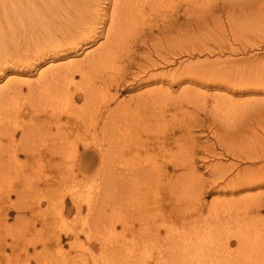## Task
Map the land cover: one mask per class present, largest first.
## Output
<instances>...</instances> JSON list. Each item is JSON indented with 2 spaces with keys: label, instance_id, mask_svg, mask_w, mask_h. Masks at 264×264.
<instances>
[{
  "label": "rangeland",
  "instance_id": "rangeland-1",
  "mask_svg": "<svg viewBox=\"0 0 264 264\" xmlns=\"http://www.w3.org/2000/svg\"><path fill=\"white\" fill-rule=\"evenodd\" d=\"M239 1L234 0L231 4L223 0H215L214 16L207 18L210 23L201 30V42L208 48L202 47L201 52L196 49H194L195 51H185V53L169 50L167 53H161L162 57H166V59H161L152 54L149 48L145 49L147 45L145 47L140 45V48L135 47V53H137L133 54L134 62L131 64L132 60L130 63L125 60L127 59L125 53H119L111 48L110 41L106 39V31L110 22L109 18L104 16L105 21H100L95 25L92 34L88 37L87 44H80L78 41L68 44L69 42L63 38L56 39L58 41L54 49L38 52L37 59L34 61L32 57L37 50H33L35 47H33L32 41H29L20 47V52L25 58L23 60H26L24 66L14 65L9 58L3 63V66L1 65L2 69H8V67L10 69L5 70L4 74H0V87L6 85L10 80L22 81V85H24L20 94L7 89L10 94L7 96L8 103L17 107V112L9 111L7 119L3 122L4 125L17 126H14V141L17 143L21 137L20 127L28 126L29 118H31L23 114L24 110L27 111L24 107H28L29 103L25 81L34 84L38 80L39 72L45 70L58 72L66 70L67 67L72 70L83 68L88 72V91H92L90 89L92 82L94 92H91L87 102L81 91L74 90V86L68 90L74 95L71 105L72 114L70 117H67L69 115L66 114L62 115V120H71L77 123V126L73 127L71 136L66 139L68 142L70 140L71 143L74 141L76 143V161L71 172L69 171L71 168H67L65 157L63 156V159L61 153L58 154L59 156L52 153L54 140L51 138L58 136L55 133L56 121H53L54 115L51 114L54 112L50 107L53 101L48 103L47 100L42 99L46 98L45 95L42 98L33 99L37 109L34 112L36 116H33L37 120L36 128L38 130L34 128L35 130L32 131L33 142L31 141L32 143L30 142L31 145L28 147L31 151H35L37 145L38 150L34 153L37 152L41 156L38 160L34 159V162L28 161V165L26 164L24 167L19 165L20 162L26 160L24 155H21L22 153L18 155L15 163H6L14 171L9 179L11 185L8 187L10 188L7 187V189L5 184H0V200L3 195L12 191L8 194V206H5L4 211L0 210V264H6V262L13 264H38V262H43L42 264H120L117 261L120 252L113 247L115 248L121 241V236H119L121 235V225L118 219L120 215L123 217V203L119 188L120 182L115 177L122 174V168H124L121 146L125 139H129L130 146L122 149H124L125 155L128 153L127 157L132 159L130 167L140 168V172L135 176L136 182L140 183L139 190H136L137 196L132 199L133 210L130 209L131 213L129 211V219L132 222L130 223L135 228L132 235L137 237L138 244H142L144 241L140 237L143 232L141 229L145 228L146 249L149 250V253H142L150 254L148 255L151 256L150 260L148 256L145 258L150 261L149 264H154L155 249L153 248L162 244L155 238L157 235L154 232L159 231V235L163 236L166 227L174 229L177 227L175 224L181 225L180 221H174V227L169 221L170 217L172 220L175 219V216H179L177 219L181 220L183 215L184 219L186 218L185 221H188L185 227L187 229L195 227L198 231L196 235L199 237L205 234V231L210 227H215L217 217L221 224L228 227L229 233L222 235L224 240L234 234V231L236 233L243 230L249 237L259 236L257 232L261 230L264 233V205L256 204L257 199L253 196L255 194L264 195V185L250 191L243 188L241 192L234 190L232 193L229 192L230 186L225 185V181H228L227 179H230L242 168L260 166L264 162V158L263 161H248L231 157L232 155L228 154L220 143L221 140V142H228L231 146L237 147L240 145L239 141L250 139V142L253 140L254 143L257 142L258 146L264 144V141L260 142V139H264V83L262 80L258 81L260 78L264 79V0L247 2V5L244 0ZM173 2V4H178L177 0H173ZM108 5V0H101L98 7L100 14L104 11L110 12ZM180 11L182 12L179 10L176 19L173 15L168 18L170 20L174 18L173 20H176L177 23L186 24V17ZM228 12L235 13V18L234 20L232 18L233 21H231L235 23L227 24ZM28 14L33 19L39 17L36 9L29 11ZM99 20L100 18L97 19V22ZM240 20L241 22H239ZM139 26L145 27V33L148 31L145 24ZM172 28H170L173 31L171 35H175L176 29ZM153 30L154 37L161 40L166 38L163 36L165 33L157 34L155 29ZM165 35H167L166 41L169 40L167 42L172 43L169 34ZM64 43L65 45H63ZM59 44L60 46H58ZM50 54L53 55V61L48 62L46 56ZM41 59H44L45 62H42ZM151 61H155L154 68H150ZM136 63H139L140 66H136ZM141 65L143 69L147 67L145 72L140 71ZM158 72L164 73H162V77L159 76L161 80H167L169 83L178 81L172 86L168 84L163 86L168 88L171 93L168 103L165 105L166 108H164L166 115L163 123L165 125L160 124L156 130L151 129L156 121H161V117L156 114L152 115L149 108L144 110L143 107H140L142 109L141 116L137 114V111L128 115L129 121L136 126L127 136L117 127L106 126L104 121L108 112L114 111L117 105L120 107L128 105L130 109L134 108V102L140 100V97L146 96L150 89L161 87L160 82L153 84L145 82L149 74ZM75 74H77L74 77L75 82L79 83L80 76L78 73ZM102 76L114 77L112 78L115 82L113 80L106 82L112 84L107 92L105 91V95L112 96L110 99L108 96L104 98V94L101 92L103 84L100 77ZM59 83L61 84L60 80ZM60 84L59 86L58 83L50 84L47 86V90L49 89L50 93L57 91L58 94L61 89ZM53 86H56V89ZM184 89L187 91L188 98L183 101L185 95L182 91ZM183 95L184 97H182ZM39 98L43 101H39ZM147 98L149 100V96ZM104 104L106 107L103 106ZM29 113L31 114L30 111ZM9 114L11 115L9 116ZM134 115L136 118H131ZM224 116L229 119L227 125L224 123ZM122 124L121 122L119 125L122 126ZM143 124L151 128L143 130L141 128ZM77 134L79 135L77 136ZM76 138L77 140H75ZM140 140L149 142V148H147L149 152H144L140 148L142 152L134 157L135 151L131 152V150H135V145ZM0 141L5 142L4 148H1L3 149L1 155L5 158L7 156L6 145H10L11 142L4 137H0ZM162 141H164L163 146L166 149L164 152L160 150ZM195 141L196 143H194ZM242 146L248 147L249 144L246 141L240 145V147ZM6 149L8 150V147ZM51 155L55 156V159L52 160L55 162L53 164L52 161H48V158L52 157ZM35 161H39V165H42L39 167ZM41 161L42 163H40ZM173 161L177 164L180 162L181 165L172 164ZM156 162L157 165H155ZM17 163L22 169H18ZM189 163H192V171L187 168ZM214 164L224 165L226 170L231 167L230 165L233 166L232 170L226 173L224 181L210 184L213 175L207 169ZM20 170H22L21 173ZM72 181L77 184H71ZM71 185L73 186V195L82 205L80 214L77 213L68 193L71 192L68 190ZM244 196L246 198L242 200L241 198ZM60 200H63L64 203L63 213L57 212ZM90 204H94V208H89ZM98 205L99 207H97ZM139 208L143 209L139 210ZM243 209H245L244 213ZM230 211L234 213L233 216ZM130 214L134 217H131ZM255 214L258 217L261 216L262 221L255 220L254 217H257ZM111 221L114 222L113 232L109 230L108 226ZM208 226L209 228H207ZM69 228L70 231L78 232L75 238L73 237L74 232L64 233V230H69ZM151 231L153 232L151 233ZM58 235L60 239L57 238ZM263 237L260 240L262 243L264 242ZM236 247V240L231 238L229 250L235 251ZM249 264H264V257L256 258Z\"/></svg>",
  "mask_w": 264,
  "mask_h": 264
},
{
  "label": "bare ground",
  "instance_id": "bare-ground-1",
  "mask_svg": "<svg viewBox=\"0 0 264 264\" xmlns=\"http://www.w3.org/2000/svg\"><path fill=\"white\" fill-rule=\"evenodd\" d=\"M108 1H109L108 6H110V12L108 13L107 11H104V13L100 14V11H98L99 10L98 7L101 4V0H9L7 2L0 0V67L3 66V63H5V61L8 60V58L12 60V61L10 60V62H12L14 65H17V66L23 65L24 66L26 60H23L24 57L22 56L23 53L20 52V47L29 41H32L33 47H35L33 50H35V49L37 50V52L34 53L33 57H32V60H34V61L37 59L36 55L38 54V52L39 53L44 52V51H46V49L53 50L57 44V41H58V40L56 41V39L61 40L63 38L66 42H69L68 44H74V42H76V41L80 42V44L81 43L87 44L88 43V37L92 34V32L95 28V25L99 24L100 21H102V22L105 21L104 16H107L109 18V22H110V23H108L109 25H108L107 31H106V33H107L106 39L110 41L111 48L115 49V51H118L119 53H122V52L125 53V55L127 57V59H125V60H128L129 63L132 60L131 64H133V62H134L133 54L135 53V50H136L135 47L138 46V48H140L139 47L140 45L144 46V47L147 45L145 47V49L149 48L151 50L152 54H154L156 57L158 56L161 59H163V58L166 59V57H162L161 53H167V52H169V50L185 53V51L189 52V50L193 51L194 49H196L197 51H200V49L202 47L203 48L207 47L206 44H203L201 42V37H202V35H201L202 31L201 30L203 28H205L206 26H208V23H210V22H208L207 18L214 16L215 0H177L178 4H176V3L173 4L174 3L173 0H108ZM182 1H184V3H182ZM223 1L232 4L234 0H223ZM244 1H245L244 3L246 4L247 2L248 3L254 2L255 0H253V1L252 0H244ZM224 2H223V4H224ZM107 4H105V6H107ZM180 4H182V5L180 6ZM235 7H236V5H235ZM226 8H227V6H226ZM35 9L39 13V17L36 18L37 21H36V19L31 18L28 14L29 11H32ZM230 9H232V8H230ZM230 9H228V10H230ZM179 10H182V12L181 11L180 12L183 14V16L186 17L185 18L186 22H187L186 24L183 22L177 23L176 20H173L176 17V14L179 12ZM232 12H228V16H227V20H228L227 24L228 25L230 23H232V24L235 23V22H231L235 18V15H234L235 13L233 14ZM172 15L174 16V18L172 20H170L168 17H170ZM242 17H244V16L242 15ZM98 18H100V20L97 22ZM232 18H233V20H232ZM211 19H213V18H211ZM106 20H107V18H106ZM237 20H239V19H237ZM106 22H108V21H106ZM239 22H241V20ZM141 24L142 25L145 24L146 27H148V31L146 33H145L146 30L144 31L145 27L139 26ZM201 24H203V25L201 26ZM173 26H175V28H172ZM170 28L176 29L175 35L174 34L171 35V33H173V31L170 30ZM186 28H187V30H185ZM153 29H155L157 34L160 32L165 33V34H169V37L172 38V43L167 42L169 40L166 41L167 35H165V34L163 35L160 33L161 35L166 36V38L162 37L163 40H161L160 38H158L156 36H155L156 37L155 38L154 37L155 34L152 33V32H154ZM108 35H110V36H108ZM219 41H218V43H219ZM61 43H62V41H61ZM63 45H65V43ZM58 46H60V44ZM29 47H27V48H29ZM61 49H59V50H61ZM30 51H32V50H30ZM206 51H208V50H206ZM121 55H123V54H121ZM55 56L57 57L58 55L56 54ZM135 58H136V56H135ZM46 60H48V62L53 61V55L50 54L49 56H46ZM41 61L45 62L44 59H41ZM154 62L151 61L150 68H154L156 66V64ZM33 66H35V65H33ZM136 66H140V64L136 63ZM146 68L143 69L142 65H141L140 71L145 72L147 70ZM8 69H10V68L8 67ZM8 69L0 68V74L6 73L5 70H8ZM65 69L66 70H63V71L59 70L58 72H56V71L53 72L52 70H49V71L45 70L43 72H39V75L37 78L38 80L34 84H32L30 81L24 82V83H27L26 84V86H27V95L26 96H28L27 100L29 102L28 103L29 105L27 104L28 107H24L25 109H27V111L24 110L23 114L27 115L28 117H31V118H29L30 121H29L28 126L20 127V130H21V137L19 139L20 143L19 142L17 143V141L16 142L14 141V134H15L14 133L15 132L14 126L15 125L12 127L9 125H4L3 122L7 119V114L9 111H14V113L17 112V110H16L17 107H13V105L11 103H8L7 96L10 95L8 90H10L14 93L15 92L19 93V94L22 93V88L24 86V85H22L23 82L10 80L6 85L0 87V137H2V138L4 137L9 142H11V144L9 143L10 145H8V146L6 145V148L8 147V150L5 148V150L7 151V156L4 158V156L1 155V152L3 150L1 148H4L5 142L0 141V142H3V144H4V145L0 144V180H1L0 184H2V183H3L2 185L5 184L6 188L8 187V185H11L9 179L11 177L12 172L14 171L11 169L10 165H7L6 163H8V164L10 162L15 163L16 158L21 153H22L21 155H24V157L26 159L22 162H20L18 160L20 162L19 165L23 166V167L26 166L28 161L34 162L33 161L34 159H37V160L40 159L41 155L37 152L34 153L36 150H38L37 145H36L35 151H31L28 146L31 145V143L33 142L31 139V138H33L32 137V133H33L32 131L37 129L36 128L37 120H35V117L33 116V115H35L34 112L37 111V109L35 107L36 102L33 99H35L37 97L42 98V96H44V95L46 98L43 97L42 99L47 100L48 103L53 101V103L50 104V107H51L52 111H54V112L51 114H52V116L54 115L53 121L54 122L56 121L55 122V124H56L55 125V131H56L55 133H56V135H58V136H53V138H51L54 140V142H52V146H54V148H52V153L57 154V155L61 153L62 158L64 159V157H65V160H67V166H68L67 168H71V170H69V171L71 172L73 170V166H74L75 161H76V159H75L76 158V148H75L76 143L74 140H73L74 142L71 143L70 140L68 142L66 139L69 136H71V134L73 133V127L77 126V123L74 121L72 122L71 120H66V121L62 120V115L66 114V115H69L67 117H70L72 114L71 105H72V101L74 100L73 99L74 95L72 94V92H69L68 90L72 86H74V88H75L74 90L78 89V91H81L84 99L88 102V97L91 96V92L93 91V83L91 82V86H90V89L92 91H88L89 90L88 89L89 77H88L87 71H85L83 68L72 70V69H69L67 67ZM75 73H78L80 76L79 83L75 82L74 77L77 75ZM162 73L163 72L149 74V76H147L146 77L147 79L145 80V82H148L149 84H151V83L153 84L155 82H160L161 83L160 88L156 87V88L150 89L146 93L147 94L146 96H144L142 98L140 97V100L135 101L134 104L132 103L134 108L130 109L128 107V105H124L121 107L119 105H117L114 111L108 112V114L106 116V120L104 121L106 126L117 127L118 130L122 131V133L127 136L132 130L135 129V126H136L134 123H131L129 121L128 115L133 114L135 111H137V114H140V116H141V112H142L141 110L142 109L140 107H143L144 110L149 108L148 110L151 111L152 115L156 114L157 116L161 117V121H156L155 124L153 122L154 125L152 126V128L148 127L144 124L142 125V127L140 126L143 130H149L150 128L156 130V128L160 124L165 125V123H163V122H165V115H166L164 108H166L165 105H166V103H168V99H169V96L171 93H170V90L168 88H164L163 86H164V84H168V85L172 86L173 84H177L178 81L169 83L167 80L166 81H164L163 79L161 80L159 78V76L161 75V77H162ZM22 74H23V72H22ZM201 74H203V72ZM204 75H206V74L204 73ZM181 76H183V75H181ZM112 77L113 76H111V77H103V76L100 77V81L103 84V88H102L103 90H101V92H102V94H104L103 95L104 98L107 96L109 97V99L112 98V96L110 97L109 95H105V91L107 92L109 87L112 85V84L111 85L107 84L106 82L108 80L114 81V79H113L114 77L113 78ZM59 80H60L61 84L59 83ZM261 80H262V83H264L263 78H260V80H258V81L261 82ZM57 83H58V86H59V84L61 85V89H60L59 93L57 94V91H55L54 93L53 92L50 93V91H48L49 89L47 90V86H49L50 84L53 85V84H57ZM179 83H181V82H179ZM53 87H55L54 89H56V86H53ZM57 89L59 90V88H57ZM182 92H184V95H185V97H184V95L182 96V97H184L182 99L184 101L186 98H188L187 97L188 94L186 93L187 91L185 89ZM180 93H181V91H180ZM148 96H149V100L147 98ZM179 96H180V94H179ZM41 98H39V101H43ZM54 101H56L57 104H55L56 102L54 103ZM230 103H231V101H230ZM103 106L106 107L105 104ZM230 106H231V104H230ZM29 107L32 110L28 109ZM40 108H42V107H40ZM148 110H146V111H148ZM167 110L169 111L168 108H167ZM20 111H21V109H20ZM29 111L31 112V114L29 113ZM215 111H217V110H215ZM43 112H45V111H43ZM28 114H30V115H28ZM10 115L11 114H9V116ZM134 116H131V118H136V116L135 117ZM140 118H143V117H140ZM224 119H225L224 123H225V125H227V122H229L228 121L229 119L225 116H224ZM120 121L123 123L122 126L119 125L121 123ZM27 124H28V122H27ZM24 125H25V123H24ZM149 126H151V125H149ZM15 127H17V126H15ZM40 127H42V126H40ZM158 130L160 132V129H158ZM39 131H40V129H39ZM78 135L79 134H77V136ZM33 136H35V135H33ZM56 139H58V140L55 141ZM34 140H35V138H34ZM75 140H77V138ZM228 141H229V139H228ZM246 141L249 144V146L248 147H243V146L240 147V145L243 144V142L245 143ZM253 141L250 142V139H248V140L243 139V140L238 142V144H240V145H238L237 147L231 146L230 143H228V142H221V140H220V143L222 144L221 146L223 147V149L228 154L232 155L231 157H235V158H238L240 160L261 161L264 158V144H259V146H258L257 145L258 143L257 142L254 143ZM263 141H264V139H260V142H263ZM162 142L163 143L160 146V150L164 152L166 149L163 146L164 141H162ZM233 142H235V141H233ZM69 143H70V145H68ZM194 143H196V141ZM139 145H141V147H139ZM148 145H149V142H146V141L141 142V140H140V142H138L135 145V148H134L135 150H131V152L135 151L133 156L136 157V154L139 155V153H141L142 150L144 152H149V149L147 150V148H149ZM84 146H86V145H84ZM127 146H130L129 139H125L123 141L122 146H121V152H122V156L124 158V168H122V170H123L122 174L115 177L119 180L118 182H120L119 188L121 189V194H122L121 195L122 196L121 201L123 203V210L121 209L123 211V213L122 212L121 213L123 214V217H122V215H120V217L118 219V222H120V225H121V235H119V236H121V241L116 245L115 248L113 247V249L116 250V248H117L120 252V254L118 253V258H117L118 259L117 261L120 264H149L150 261L145 260V258L148 255H150V254L146 255L147 253H149V250L146 249L147 247H146L145 240L147 241V239L145 238V233H144L145 228L141 229V231H143V232H141V235H140V237H142L144 242L142 244H138V242H136L137 237L132 235L133 230L135 229L133 227L134 225L132 226V224H131L132 222L129 219V211H130V209H132V205H133L132 199H134L137 196L136 190L137 189L139 190V186H140L139 185L140 183L136 182L137 179H135L136 174H138L140 172V168L137 169L136 167H134V168L130 167V165H131L130 162L132 161V159L130 157H127L128 153L125 155V151H124V149H122V148H126ZM151 147H153V146H151ZM140 148H142L141 151H140ZM33 150H34V148H33ZM217 154H219V153H217ZM221 155H223V154L221 153ZM58 156H57V158H58ZM54 159H55V156H52V157L48 158V161H52ZM68 159H69V161H68ZM154 161H156V160H154ZM53 162L54 161H52V164H53ZM176 162H178V161L176 160ZM36 163H38V165H39V161ZM40 163H42V161ZM173 163H175V161H173L172 164ZM157 164L158 163L156 162L155 165H157ZM175 164H177V163H175ZM17 165H18V163H17ZM19 165H18V169H22ZM38 165H37V167H38ZM41 165H39V167ZM178 165H181L180 162H179V164H177V166ZM191 165H192V163H189L187 165L188 170L189 169L191 170ZM34 166H32V167H34ZM223 166L224 165H221V164H217V165L214 164L207 169L213 175V180L211 181L210 184L218 182V181H224V178H226V173L229 172V170H232L231 167L233 165H230L231 167L228 170H226L224 168L225 166L224 167ZM12 168H14V167H12ZM14 169H15V171H18V170H16V168H14ZM21 171L22 170H20V173H21ZM16 176H17V174H16ZM227 180L228 181H225L226 182L225 185L227 187L230 186L229 192H231V193L234 190L241 192V190L243 188H247V189H249V191L252 189L260 188L264 185V162L260 166L244 167L240 171H238L236 174H234L230 179H227ZM200 181H202V180L200 179ZM12 182H14V181H12ZM22 182H23V180H22ZM21 184L23 185V183H21ZM71 184H77V183L76 182L73 183V181H72ZM25 186H26V184H25ZM22 187H24V185ZM72 187H73L72 185H71V187H69L68 190H70L71 192H68V193L71 197V200L73 201V203L75 205V209L77 210V213L80 214V211H81L80 208H82L81 207L82 205L79 202V200L75 198L76 196L73 195ZM74 187H76V186H74ZM235 187H237V188H235ZM8 188H10V187H8ZM23 190H25V189H23ZM19 192H21V191L19 190ZM10 193H8V194H10ZM246 193H248V192H246ZM8 194H5L1 197L0 210H2V211H4L3 209H5V206H8V204H7V199L9 198ZM246 196L242 197L241 199L244 200L246 198ZM253 196L257 199L256 204H258V205L261 204V206L264 205V201H263L264 195L255 194ZM197 198H199V197H197ZM48 199H50V198H48ZM59 203H60V207H59V209L57 208L58 209L57 212L63 213L62 212L63 207H64L63 206V204H64L63 200H60ZM88 204H89V202H88ZM88 207L94 208V204L93 205L90 204ZM97 207H99V205ZM142 209L139 208V210H142ZM244 210L245 209H243L242 212ZM233 211H234V209H233ZM231 212L232 211H230V214H231ZM239 212H240V210H239ZM242 212H240V213H242ZM130 213H131V211H130ZM233 214L234 213L232 212L231 216H233ZM215 215H216V213H215ZM225 215H227V214H225ZM255 215H257V214H255ZM130 216L132 217L133 215L130 214ZM177 217H179V216L174 217L176 220L175 219L171 220L172 217H170L169 221L171 222V224H173V226H174V221H176V222L180 221L181 225L175 224L177 227L174 226L175 227L174 229L166 227L164 229L165 232H164L163 236L159 235V231L154 232L155 235H157L155 238L162 242L161 245L155 246L153 248V249H155L154 250L155 258L153 260L154 264H249L256 258L258 259L259 257H264V242L262 243L260 241V240H262V237L264 236V233L262 230L260 232H257V234L259 236L254 235V236H250V237L243 230H241V232H236V233L234 231L235 235L231 234V235H229V237H226V239L224 240L222 235L225 233L227 235L229 233L228 227H226L224 224H221L219 218L217 217V219L215 221L217 224H215V227H210V229L205 231V234H203L199 237L196 235V232H198V231L195 227L192 226L191 228H188V229L185 227V224L188 223V221H185L186 218L184 219L183 215L181 217V220H178ZM260 217H258V215H257V217H254V218H255V220H257L259 222L262 219ZM229 218H230V216H229ZM229 218H228V220H230ZM248 218H249V216H248ZM136 219H134V220H136ZM231 219H232V217H231ZM163 222L166 223L165 220H163ZM260 224H262V223H260ZM169 225H170V223H169ZM108 226H109V230H112L111 232H113L114 222L111 221ZM157 228H159V226H157ZM207 228H209V226ZM153 231H151V233ZM67 232H69V233L74 232V234H75L73 236L74 238L78 234V232H76V231H70V228H69V230H64L65 234H67ZM203 233H204V231H203ZM153 234H152V236H153ZM59 235L57 238H59ZM65 236H67V235H65ZM54 237L56 238V235ZM231 238L235 239L237 242V247H236L237 249L235 251L229 250ZM56 240H58V239H56ZM150 242L154 243L155 241H150ZM142 252H144L146 254H144ZM104 256H105V254H104ZM150 257L151 256H148L149 260L151 259ZM42 260H40V261H42ZM17 261H15V262H17ZM44 262H46V261H44ZM42 263L43 262H38V264H42ZM6 264H13V263L12 262H6ZM15 264H17V263H15ZM105 264H108V263H105Z\"/></svg>",
  "mask_w": 264,
  "mask_h": 264
}]
</instances>
